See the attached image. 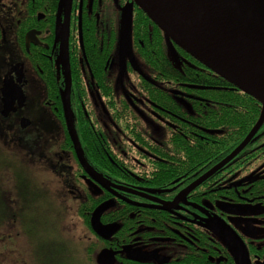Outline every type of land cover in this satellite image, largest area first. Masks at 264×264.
Returning a JSON list of instances; mask_svg holds the SVG:
<instances>
[{
  "label": "flooded vegetation",
  "instance_id": "flooded-vegetation-1",
  "mask_svg": "<svg viewBox=\"0 0 264 264\" xmlns=\"http://www.w3.org/2000/svg\"><path fill=\"white\" fill-rule=\"evenodd\" d=\"M129 5L133 15V0H0V143L10 148L14 132L38 142L42 170L62 187L54 197L90 217L92 264L103 251L115 264H264V124L228 159L253 129L239 136L236 114L208 112L205 98L186 91L238 89L152 78L133 41L137 67L123 61ZM15 65L24 72L26 103L4 117L2 87ZM16 72L9 77L17 83ZM68 81L90 170L64 115ZM147 88L162 95L153 100ZM177 100L183 113L170 109L180 108ZM22 119L31 125L22 129ZM110 201L100 221L117 229L103 237L92 217Z\"/></svg>",
  "mask_w": 264,
  "mask_h": 264
},
{
  "label": "water",
  "instance_id": "water-1",
  "mask_svg": "<svg viewBox=\"0 0 264 264\" xmlns=\"http://www.w3.org/2000/svg\"><path fill=\"white\" fill-rule=\"evenodd\" d=\"M134 4L160 29L166 38L169 51L179 59L176 48L203 65L232 86L254 98L261 104V116L244 143L228 158L238 154L257 134L264 124V0H133ZM132 5L122 17L120 50L121 59L126 56L137 67L132 51ZM15 65L5 77L2 87L7 117L22 109L26 96L22 84L23 70L16 72ZM16 72L17 83L12 74ZM195 88V87H193ZM67 127L82 164L90 170L78 140L70 102V82L62 94ZM31 125L22 119V129ZM113 201L102 204L93 214L92 226L101 236L114 232L117 226H103L101 217L112 207ZM216 231V230H215ZM98 264H115V256L103 251Z\"/></svg>",
  "mask_w": 264,
  "mask_h": 264
},
{
  "label": "rangeland",
  "instance_id": "rangeland-1",
  "mask_svg": "<svg viewBox=\"0 0 264 264\" xmlns=\"http://www.w3.org/2000/svg\"><path fill=\"white\" fill-rule=\"evenodd\" d=\"M151 127L157 124L151 121ZM11 149L12 145L0 143V199L5 195L15 200L17 184L36 187L38 195L25 193L29 207L22 206L17 218L12 204L0 206V264H92L91 235L82 225L76 203L56 199L62 187L55 174L42 170L37 160L30 162L26 153ZM6 175L11 178L6 180ZM17 176L22 182L16 181Z\"/></svg>",
  "mask_w": 264,
  "mask_h": 264
},
{
  "label": "trees",
  "instance_id": "trees-1",
  "mask_svg": "<svg viewBox=\"0 0 264 264\" xmlns=\"http://www.w3.org/2000/svg\"><path fill=\"white\" fill-rule=\"evenodd\" d=\"M132 41L133 50L136 57L141 59L142 63L144 64L143 67H148V72L152 74V78L162 81L172 80L174 86H177V84L180 82L202 86L211 84L222 88L227 87L230 84L226 80L214 74H208L207 70H198L200 64L191 59L189 55L177 47L175 48L179 59H175V57L172 56L169 51L164 34L138 8L133 13ZM155 74H157V76L153 77ZM149 77L151 79L150 75ZM186 92L196 97L205 98L207 103H209V106L206 108V111L208 112H221L223 113V117H225V115L231 116L232 114H236L235 122L237 123V129L239 130V136L242 135V132L245 133L252 130L260 119L261 104L242 91L221 89L213 91L187 90ZM147 95L150 98L154 97L153 100H155L156 95L158 98L162 94L157 92L155 93L152 89L150 90L147 88ZM176 104H179L180 108L171 107L170 109L176 113H183L184 108L182 107V101L177 100ZM197 106H199V103H197ZM197 110H200L199 107ZM32 119L33 127L37 128L38 120L36 117H33ZM14 133L13 142L11 144L13 152L26 153L28 157L31 158L30 162L37 160V162L42 164L43 159L41 157L39 146L37 145L38 142L28 143L27 141L23 140L21 135L16 132ZM2 136L3 135L0 133V137ZM16 181L22 182L19 176L16 177ZM29 190L31 191L29 192ZM35 190L36 187L29 188L27 185L23 186V184H17L18 195H16V198L13 201L9 199L10 205L12 204L13 214L16 218L21 216L20 208H22V206H25L24 208L26 209L29 207L30 198L28 199L25 193L30 196L38 195ZM1 199L4 201H1ZM1 199L0 206L4 207V205H7L5 204L8 201L7 197L3 195V198ZM79 217L82 219V225L86 229L91 230L92 227L90 225V217L85 215L84 210L81 208L79 209ZM91 254L96 256L97 252H92Z\"/></svg>",
  "mask_w": 264,
  "mask_h": 264
}]
</instances>
